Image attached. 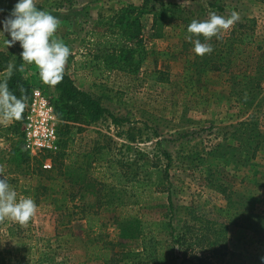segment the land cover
I'll list each match as a JSON object with an SVG mask.
<instances>
[{"label": "rangeland", "instance_id": "1", "mask_svg": "<svg viewBox=\"0 0 264 264\" xmlns=\"http://www.w3.org/2000/svg\"><path fill=\"white\" fill-rule=\"evenodd\" d=\"M141 1L53 0L51 5H44L40 9L49 11L61 21L56 35L71 49L66 72L75 84L98 97L113 114L126 119L122 124L115 125L106 116L74 135L73 143L67 149L69 154L63 159L62 172L68 180L69 191H78L64 205L55 202L60 194L57 191L59 187L45 188L44 185L48 184L46 176L56 164L52 157V167L47 170L41 165L43 157L17 159L11 151L15 141L21 140L22 136L14 134V121L0 123V166L5 170L4 175L17 192L18 199L31 197L38 205L36 215L27 226L11 220L0 223V264H100L92 254L94 234L85 228L83 217L86 203L95 209L93 195L88 191L114 181L108 176V163L94 159L98 156L111 160L119 170L126 169L120 162L135 161L139 152H145L150 160L159 156V169L140 170L138 175L140 180L151 182L161 176L166 162L160 150L170 151L174 159L168 168V180L175 209L172 218L175 227L179 228L184 221L194 224L188 213L192 210L203 218L219 219L216 206L225 205L226 200L217 187L210 185L209 178L213 183L224 184L226 188L244 194L249 200L254 198L257 210L264 212V146L250 162L237 165L233 153L244 157L246 152L243 147L234 149L240 137L232 135L241 120H249L252 116L258 129L264 133V81L262 104L249 108L231 93L232 82L228 73L201 68L197 76L200 78V92L205 94L206 101L199 108L192 107L189 100L176 94L169 82L156 81L143 75L155 65L166 70L169 79L174 80L184 66L196 60L193 44L186 39L185 19L188 17L203 20L210 12L227 15L235 9L241 14V20L254 23L259 41L264 34V2L155 0L151 12L140 17L146 52L137 73L115 70L96 75L93 68L82 67L81 63L90 57L86 54L90 32L104 29L105 22H109L120 7L127 3L138 5ZM17 2L0 0V22L9 16ZM36 3H43V0H36ZM209 3L223 6L224 11L218 12ZM153 14L155 26H152ZM2 30L3 24L0 23ZM0 39H10V35H0ZM18 45L19 42L5 50H13L16 54ZM163 49L170 53L167 57L155 54V51ZM31 72L32 69H28L26 75L29 76ZM32 88L41 89L48 98L54 94L51 87L39 80ZM21 125L17 128L18 132H21ZM183 133L188 136L180 139L178 136ZM22 149L25 150L23 139ZM178 151L185 156L181 160L175 159ZM39 170L41 173H38ZM68 174H72L71 177ZM84 184L87 186L83 189ZM155 188V185L151 186V192L147 188H139L141 195L138 192L132 195V190L127 187L121 192L120 199L132 204L139 196H145L150 204L148 207H138V211L149 214L145 217L147 220H157L163 216V202H166L167 195L166 192H157ZM113 213L101 212L105 225L99 236L117 243L122 240V230L112 221L110 215ZM226 229L227 257L231 254L244 264H264V242L257 240L256 234L232 224H228ZM64 232H69L71 237H65V244L59 246L58 235ZM89 240H92L91 243H88ZM191 246L196 255L220 264L211 250L194 244Z\"/></svg>", "mask_w": 264, "mask_h": 264}, {"label": "trees", "instance_id": "2", "mask_svg": "<svg viewBox=\"0 0 264 264\" xmlns=\"http://www.w3.org/2000/svg\"><path fill=\"white\" fill-rule=\"evenodd\" d=\"M52 1L43 0V3L38 4L37 7L42 9L44 5H51ZM154 1L142 0L138 5L127 3L111 16L109 22H105L104 29L91 31L90 40L86 43V54L90 57L81 63V66L93 68L96 75L115 70H121L128 74L137 73L146 52L141 36L140 17L151 12ZM259 1L264 2V0ZM209 5L220 13L224 11L223 6L215 3H209ZM192 20H194L192 17L185 19L186 28ZM155 23L153 14L152 26H155ZM3 40L0 39V81L7 78L8 65L13 64L15 67L11 78L8 79L9 89L19 97L21 94L19 86H22L27 90L29 99L33 84L37 80L41 81L38 71L34 65L27 66L21 60L22 48L20 44L17 47V53L14 54L13 50H5L7 47ZM201 41L205 42L202 37ZM210 43L214 51L203 57L195 54L196 60L190 65L184 66L181 74L174 80L169 79L166 70L157 68L155 65L152 70L145 71L143 75L156 81L169 82L174 86L176 94L178 93L185 100H189L192 107L201 108L206 101V96L200 92V78L197 76L199 69L224 71L229 74V79L232 82L231 93L237 100L249 108L259 107L262 104L261 88L262 81H264V34L258 41L254 23L250 20H241L230 31L224 33L222 39L213 38ZM155 54L167 57L170 53L163 49L155 51ZM22 64H24L23 71L20 70ZM28 69H32L29 76L26 75ZM52 89L54 94L49 100L58 119L56 129L59 148L49 154L56 164L51 168L50 174L46 176L48 186L44 185L45 188L57 185L59 187L57 191L60 194L56 197L55 202L64 205L69 199H73L78 191L74 189L69 191L68 180L62 172L63 164H65L63 159L69 154L67 149L73 143L74 135L106 116L115 125L122 124L126 118L113 114L98 97L78 87L67 72L63 81ZM252 117L246 121L241 120L236 130L232 131V135L240 137L238 145L232 148L243 147L246 152L244 157L236 156L237 153H233L237 165H245L246 162H250L257 151L264 146V133L258 129V124ZM20 123L22 120L14 121V134L22 136V132H18L17 129ZM120 133L118 132V134ZM187 136L188 134L183 133L178 137L181 139ZM11 152L17 159L29 160L32 157L22 149V138L15 141ZM160 154L166 159V162L161 169V176L151 182L146 179L140 180L138 175L140 170L159 169L161 165L159 156L155 160H150L145 152H139L135 161L120 162L121 165H125V170L116 169L111 160L105 157L94 158L108 163V176L112 177L114 181L100 184L99 188H95L94 191H88L93 195L95 209H92L93 205L88 203L83 209L85 228L94 234V238H92L94 243L91 245L93 258L99 260L100 264H214L212 260L207 261L205 257L196 255L191 246L194 244L200 248L211 250V254L217 257L220 264H244L241 259L234 258L231 254L227 257L226 227L228 224H232L247 228L256 234L257 240L264 242V212L257 210L254 198L249 200L244 194L228 189L224 184L213 183L209 178L210 185L217 187L226 200L225 205L216 206L219 219L203 218L194 214L192 210L188 213H190L194 224L184 221L179 228L175 227L172 224L175 209L168 180V168L174 158L171 152L165 149H161ZM46 155L45 153L43 157ZM184 157L179 151L176 152L175 159L181 160ZM38 173H41V170ZM71 175L68 174L70 177ZM71 181L73 184V180ZM154 185L157 192H166L167 195L166 202H163L165 211L162 212L163 216L157 220H147L145 217L149 214L138 211V207H148L147 205L150 204L145 200V196H139L132 204L120 199L121 192L125 191L127 187L132 190V195H135L139 188H147L149 192L153 191L151 186ZM86 186L87 184H84L82 188L84 189ZM80 188L81 186L78 189ZM82 195L84 197L85 194ZM138 195H141L140 192ZM132 207H135L133 208L135 210ZM113 208L115 209L113 210ZM102 211L105 213L114 212L110 215L113 218L112 221L122 230V240L119 242L104 240L99 236L105 225L101 216ZM58 237V245L61 246L67 240L65 237L69 238L71 234L64 232ZM92 240H89L88 243H91Z\"/></svg>", "mask_w": 264, "mask_h": 264}, {"label": "clouds", "instance_id": "3", "mask_svg": "<svg viewBox=\"0 0 264 264\" xmlns=\"http://www.w3.org/2000/svg\"><path fill=\"white\" fill-rule=\"evenodd\" d=\"M241 21V14L232 10L227 15L210 12L203 20H192L187 27L186 39L193 44V52L200 57L210 55L214 48L210 41L222 39L224 33L230 31ZM0 35L8 33L10 39H4L9 48L19 42L24 64L34 65L41 82L51 88L60 84L65 76L71 49L57 37L56 33L61 21L47 10H40L36 0H18L13 10L2 22ZM201 37L205 42L201 41ZM24 64L20 66L23 71ZM8 65V76L0 81V123L21 121L27 105V90L20 87V96L14 94L8 86L14 69ZM0 166V223L11 220L27 226L36 215L38 205L31 197L18 199L17 192L9 184ZM264 259V257H262Z\"/></svg>", "mask_w": 264, "mask_h": 264}, {"label": "built area", "instance_id": "4", "mask_svg": "<svg viewBox=\"0 0 264 264\" xmlns=\"http://www.w3.org/2000/svg\"><path fill=\"white\" fill-rule=\"evenodd\" d=\"M22 119L21 132L23 147L32 157H43L44 169L52 167L49 155L58 150L57 118L46 94L39 88H32Z\"/></svg>", "mask_w": 264, "mask_h": 264}]
</instances>
